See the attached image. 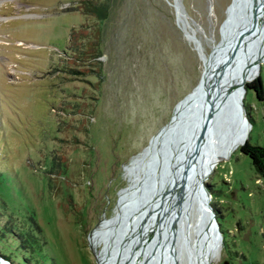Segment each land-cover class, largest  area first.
I'll return each instance as SVG.
<instances>
[{
    "label": "rangeland",
    "instance_id": "1",
    "mask_svg": "<svg viewBox=\"0 0 264 264\" xmlns=\"http://www.w3.org/2000/svg\"><path fill=\"white\" fill-rule=\"evenodd\" d=\"M84 1L0 0V258L8 264H98L103 226L122 211L126 227L123 206L157 141L143 150L198 83L231 3L177 0L189 38L174 0H91L108 5L102 21L83 13ZM258 76L264 83V62ZM242 104L246 138L264 148V99L245 92ZM239 147L205 181L222 238L208 264H264V179ZM158 170L152 177L166 179ZM117 260L115 251L107 264Z\"/></svg>",
    "mask_w": 264,
    "mask_h": 264
},
{
    "label": "water",
    "instance_id": "2",
    "mask_svg": "<svg viewBox=\"0 0 264 264\" xmlns=\"http://www.w3.org/2000/svg\"><path fill=\"white\" fill-rule=\"evenodd\" d=\"M258 2L259 0H231L226 9V18L220 26L221 40L207 56L211 61L210 67L208 69L204 67L196 86L177 102L170 120L151 137L148 146L143 150V152L146 151L157 141L155 154L148 153L147 161L139 166L142 177L138 180V188L130 192L131 202L126 204L128 205L126 213L130 210V214L127 215L129 216L127 226L133 223L132 215L136 206L137 209L145 203H149L150 206L155 199L159 198L160 202L150 210L152 214H155L153 209L159 206L160 211H157L156 214L160 213L154 218L156 220L155 227L150 237L145 241H141L137 237L138 235H134L129 227H120L123 214L120 216L114 232V240H117L116 237L120 239L118 253L121 260L114 261L113 264H178L183 254L186 256V262H184L187 264L194 254L198 258L202 251H206L209 237H216L220 246L222 238L219 224L205 185L214 166L209 165L205 173L200 172L199 177H196L197 172L201 169V166H197V159L202 158L203 161L214 142L221 144L238 134V129L247 131L250 128L242 104V97L246 92L245 86L248 82L244 84V81H241L238 86L237 83L229 84L222 81L233 70L235 59L238 56H240L239 60L243 59L248 51L246 49L244 53H241L240 46L255 33V37L251 41L256 40L259 36L260 41L254 46L255 51L259 52L254 68L259 70L260 64L264 62V52H261L264 44V18H261L264 14V1H262V7H259ZM173 7L176 20L179 21V18L183 16L182 8L177 0L173 1ZM223 28L229 32L232 28H240V37L235 35V40H232L225 55L215 65L214 50L224 39ZM194 96L196 97L194 98ZM192 98L198 100L197 106L190 105L193 103ZM183 107L186 108L183 109ZM190 137L194 138L191 142L193 144L189 149H186L184 143ZM246 140L243 138L240 146ZM180 151H183L180 157H175ZM156 170L160 172L161 176L166 175L167 178L152 177ZM179 170H182L181 173ZM191 176L194 178L193 180L190 178ZM138 194H146L147 198L141 203ZM183 198H186L185 210L181 208ZM167 200L171 202L165 205ZM193 206H196L195 219L194 221L192 219L194 225L190 229V225L185 227V223L189 220L188 217ZM170 215H173L172 220H169ZM168 221L170 222L166 229L162 230V224ZM138 223L137 227L141 224V220ZM131 227L135 228L136 226ZM188 230H190V234ZM148 245L151 247L146 257L144 254ZM111 252H106L107 257ZM123 252H125L124 256ZM0 264H4L1 258Z\"/></svg>",
    "mask_w": 264,
    "mask_h": 264
},
{
    "label": "bare ground",
    "instance_id": "3",
    "mask_svg": "<svg viewBox=\"0 0 264 264\" xmlns=\"http://www.w3.org/2000/svg\"><path fill=\"white\" fill-rule=\"evenodd\" d=\"M262 1H264V0H259V2H258L259 7H262V5H263ZM233 11H234V8H233ZM263 15L261 16L262 19L264 18ZM177 24L182 29H184L186 35L189 38H192L190 35V28L188 25H185L186 21L184 20V18L180 17ZM239 31H240V28H237V29L232 28L230 32L225 29V34L223 36L224 39L222 40L221 44L218 47H216L214 50V52H215V61H214L215 65L217 64L218 60L222 59V57L225 55V53L228 50L232 40L233 39L235 40L236 36L240 37ZM255 34H253L249 38H247V40L240 46L241 53H244L246 51V49L248 51H246L243 59L239 60L240 56H238V58L235 59V61H234L235 66H234L233 70H231L229 76L224 78V80L222 82L226 81L229 84H231V83L236 84L237 83L239 86V83L241 81H244V84H245L246 82H251L254 79V77H256L258 70H256V68H254V64H255V60L259 56V52L255 51L254 46L260 41V36L256 40L251 41L255 37ZM218 48H220V49H218ZM261 52H264V44H263ZM217 54L218 55L220 54V55L217 57ZM204 59H205V57L202 56L201 60H202V62H204L203 67L208 69L211 65V61H209V60L205 61ZM237 89L239 90V88H237ZM195 97L196 96H194V98ZM194 98L191 99L193 103L190 105H192V107L197 106V104L199 103L198 100H196V99L194 100ZM185 108L186 107H183V109H185ZM238 131H239L238 134L229 138L226 142H221V144L214 142L211 145V148H210L207 156L204 157L203 161L201 160L202 158H199L200 160L197 159V161H198L197 166L198 167L201 166V169H200V171L197 172L196 177H199L198 175H200V172L205 173L207 171L209 165L215 166V164L218 161H220L221 159L228 158L230 156V154L237 147L240 146V143L243 140V138L247 139L246 137L249 133L248 129H247V131L238 129ZM193 135H195V134H193ZM192 140H194V138H192V137L185 140L184 144L186 145L185 146L186 149H189L192 146V144H193V143H191ZM155 151H156V148L154 150V153H155ZM175 157L179 158L180 155L177 153ZM181 171L182 170H179L180 173H181ZM190 178L192 180L194 179L192 176ZM183 199H184V201L182 203L181 208H182V210H185V207H186L185 199L186 198H183ZM130 202H131V198H129L125 202L122 210H124V207L128 206L126 204H128ZM159 202H160L159 198L155 199V202L150 205V208H148L147 210H144L145 212H143V213L140 212L142 207L137 209V206H136L135 211L133 212V215H132L133 223L131 225L129 224L128 226L126 225V227H129L130 230L133 231L134 235H138L137 237L139 239H141V241H145L147 238H149L151 232L153 231V229L155 227V221L156 220H154V218L159 215L160 212L158 214H156V213H157V211H160V207L156 206L155 209H153V212H155L156 215L152 214L151 213L152 211L150 209L152 207H154L155 205H157ZM170 202H171L170 200H167L165 205L170 204ZM160 206H161V204H160ZM195 207L196 206H193L191 211H190V215H191L193 221L195 219V212H194ZM121 214H122V211L117 217H115L113 220H111L110 222L106 223L103 226L102 232L97 239V242H96L97 245L101 244V243H105V248H104L105 250L98 257V263L99 264H107V254H106L107 250L112 251L111 253H113V252L115 253V251H116V253L119 252L118 247H119L120 239L118 237H116L117 240H114L115 237L113 238L112 241L110 239L113 237L112 234H114V232H115L114 229L117 228ZM172 217H173V215H170L169 220H172ZM139 220H141V224L139 225V227H137L139 224L138 223ZM169 222L170 221L164 222L161 226V229L162 230L166 229V226ZM186 225H190V229H191V228H193L194 224H193V222H189V220H188V222L185 223V227H186ZM131 226H136V227L133 228ZM128 232H129V229H128ZM188 233L190 234V230H188ZM165 234H164V236H165ZM189 238L191 239V236ZM114 243H117V245ZM165 243H167V241ZM113 245H115V246H113ZM144 245H145V242H144ZM150 247H151V245H148L147 246L148 249L147 250L145 249L144 255L146 257H147V252L149 251ZM217 247H218V242L216 240V237H209L206 251H204V252L202 251L199 254L198 258L195 257V254H194L193 257L191 258L190 262L187 264H208L212 260L213 256L215 255ZM126 255H127V253H126ZM4 264H6V263L4 262Z\"/></svg>",
    "mask_w": 264,
    "mask_h": 264
},
{
    "label": "trees",
    "instance_id": "4",
    "mask_svg": "<svg viewBox=\"0 0 264 264\" xmlns=\"http://www.w3.org/2000/svg\"><path fill=\"white\" fill-rule=\"evenodd\" d=\"M83 10H84L83 12L84 14L90 15L98 21H102L106 18L108 14V5L106 3H101V2L96 3V2H92L91 0H85L83 2ZM92 47L90 48V50L92 52H95L94 50L97 49L98 45L92 44ZM91 56L93 57V55ZM245 87H246V93L251 91L253 92V94L257 99L259 100L264 99V83L260 76H258L253 81L247 83ZM239 151L249 158L250 164L254 169V171L256 172L257 176L259 178L264 179V148L258 145H251L249 143V140L247 139L246 142L239 147Z\"/></svg>",
    "mask_w": 264,
    "mask_h": 264
}]
</instances>
